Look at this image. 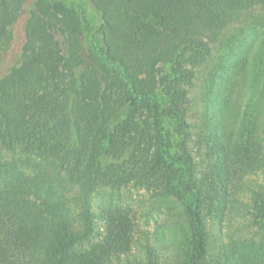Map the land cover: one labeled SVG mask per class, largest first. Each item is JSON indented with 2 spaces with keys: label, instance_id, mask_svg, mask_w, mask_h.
Masks as SVG:
<instances>
[{
  "label": "trees",
  "instance_id": "1",
  "mask_svg": "<svg viewBox=\"0 0 264 264\" xmlns=\"http://www.w3.org/2000/svg\"><path fill=\"white\" fill-rule=\"evenodd\" d=\"M89 1L97 30L36 0L0 75V264H264V21L239 24L264 0ZM24 2L0 0V52ZM129 187L182 235L113 198ZM238 203L258 236L213 238Z\"/></svg>",
  "mask_w": 264,
  "mask_h": 264
},
{
  "label": "rangeland",
  "instance_id": "2",
  "mask_svg": "<svg viewBox=\"0 0 264 264\" xmlns=\"http://www.w3.org/2000/svg\"><path fill=\"white\" fill-rule=\"evenodd\" d=\"M70 3H73L85 10V13L90 18L93 27L95 30L99 29L102 23V16L100 11H98L89 0H67ZM36 0H25L22 9L19 12V15L12 26V36L11 39L6 43L4 49L0 52V75L6 73L10 67L19 63L21 57V47L24 41L25 27L30 15V10L34 7ZM256 21H264V10L261 7L251 8L245 14L243 21L239 24L245 25L246 23L252 24V26L256 25ZM260 29H262L263 33L260 37L264 35V24H257ZM259 37V38H260ZM205 68L204 66L200 68V79L197 80L196 86L194 88V110L197 115L200 113L199 110L202 109L203 106V93H202V85L204 82L205 76ZM249 79L248 81H250ZM249 83V82H248ZM195 113V114H196ZM255 179H260V176L253 175ZM108 196V191L104 190L101 194L96 196V202H104L105 197ZM240 197L243 200L248 201L249 194L246 191L240 192ZM113 198L119 202H127L132 205L141 206L143 208L145 214L146 223H149L150 227H154L157 225H162V230L164 231L167 238L181 236L182 233L179 231V227L175 222L179 219L177 216L175 219L170 217L171 212L166 207H158V209L150 208L149 195L142 189L136 188H123L119 190V192H115L113 194ZM236 211L230 212L228 214V220L225 222V233L219 235L218 229L220 226L214 225L210 223L211 234L212 237L217 240H226L229 235L240 236V237H248L253 236L257 237L256 228L252 226H248L247 220H245L243 204L238 203L236 207ZM177 223H180L179 220Z\"/></svg>",
  "mask_w": 264,
  "mask_h": 264
}]
</instances>
